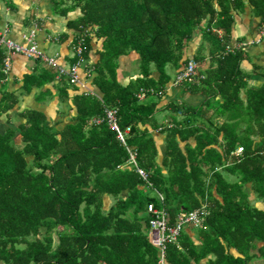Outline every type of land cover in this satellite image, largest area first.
Here are the masks:
<instances>
[{
    "label": "trees",
    "instance_id": "trees-1",
    "mask_svg": "<svg viewBox=\"0 0 264 264\" xmlns=\"http://www.w3.org/2000/svg\"><path fill=\"white\" fill-rule=\"evenodd\" d=\"M52 1L62 16L80 9L74 26L81 33L75 39L81 58L89 52L90 36L103 39L96 67L103 96L78 98L76 122L61 131L31 111L17 129L0 133V264H156L161 253L148 236L151 202L165 210L170 225L180 211L205 205L202 225L195 231L185 227L176 243L165 247V264H264V82L248 87L242 50L229 46L245 4L264 29V0ZM7 6L14 9L9 0ZM198 32L213 66L199 67L186 86L206 91V104L166 105L174 126L161 129L164 175L155 142L140 126L157 110L158 101L150 97L166 90V65L206 59L201 48L184 56ZM131 51L140 55V77L118 88L104 73L113 72L117 58ZM4 57L0 46V80ZM183 69L171 86L182 83L175 84ZM142 93L150 100L140 101ZM15 102L0 91V116ZM104 108L117 109L119 127H130L125 145L106 120L87 125L103 118ZM127 147L135 151L145 181L135 166L117 168L128 160ZM148 191H158L163 202ZM104 197L112 200L107 211ZM60 227L54 241L52 232Z\"/></svg>",
    "mask_w": 264,
    "mask_h": 264
},
{
    "label": "crops",
    "instance_id": "crops-1",
    "mask_svg": "<svg viewBox=\"0 0 264 264\" xmlns=\"http://www.w3.org/2000/svg\"><path fill=\"white\" fill-rule=\"evenodd\" d=\"M9 1L13 4V10L7 6V0H0V30L5 31L8 39L25 44L24 38L32 34L33 41L40 53L56 57L59 66L68 67L73 63L75 39L81 34L80 30L74 26V21L80 17L79 8L62 16L54 11L52 0ZM87 30L89 31L90 28H86L84 31ZM90 37L92 39H90L89 52L80 61L76 83H69L64 79H50L49 77L52 75L54 77L55 69L39 59L27 58L23 55H17L11 59L10 72L0 80V91L11 93L16 102L11 110L0 116L1 134L8 128L17 129L21 123L25 122L23 115L31 111L44 114L49 126L61 131L65 126L76 122L75 117L79 115L76 106L78 98L94 96L99 99L103 96L99 89L96 68L100 60L103 39ZM202 37L201 32L196 34L185 49L184 56L186 58L195 56L197 49L201 48L206 59L199 63L198 69L200 67L203 71L213 66V58L210 57L208 43H202ZM229 46L232 47V50H242L243 60L240 67L248 75V87L261 86L264 82V29L260 26L259 18L254 16L248 4H245L242 12L235 17ZM168 64L164 70L170 79L164 94L161 97L155 95L150 97V99L155 97L154 100L158 101L157 110L151 120L140 126V130H146V134L152 136L155 142L157 151L155 160L158 169L160 167L159 170L164 175L166 170L162 164L165 156V133L161 129L164 126H174V116L166 105L175 100L182 102L187 107H200L206 104L205 96L207 95L206 91L196 86H171V81L186 64L174 66L172 71ZM139 66L140 55L131 51L117 58L116 68L113 72L107 70L104 74L106 77H112L118 88H125L140 77ZM152 76L155 79L158 78L157 70H152ZM139 99L140 101L145 100V97H139ZM150 99L148 97L146 101ZM91 119L87 123L88 126L91 124ZM153 125H156L155 128ZM191 143L193 144V141ZM184 147L183 144L181 148L184 150ZM124 196L126 197V193ZM111 205L112 200L109 197H104L103 210L107 211ZM259 264L261 263L259 262Z\"/></svg>",
    "mask_w": 264,
    "mask_h": 264
},
{
    "label": "built area",
    "instance_id": "built-area-1",
    "mask_svg": "<svg viewBox=\"0 0 264 264\" xmlns=\"http://www.w3.org/2000/svg\"><path fill=\"white\" fill-rule=\"evenodd\" d=\"M33 35H29L24 38L25 44H20L8 39L6 37V33L3 30H0V46L5 50V57L2 63V71L5 75L10 72L11 69V59L17 55H23L27 58H39L44 60L49 65H55V61L53 58L44 57L37 49L33 41ZM75 54L78 57V60L75 64H73L70 69L58 68V77H65L69 83H76L78 81L77 69L79 67L81 61V48L80 46H75L74 48ZM197 63L193 59H189L184 66L183 72L181 75L176 77L175 84H178L183 81H190L196 75ZM106 120L108 127L114 132L116 139L125 145V137L130 132V127L127 126L125 128H120L117 122V109L113 108H104V117L103 118H95L93 119L94 124H98ZM128 151V160L126 164L132 165L136 167L135 162V151L130 148H126ZM237 153L241 152V148H237ZM136 171L138 175L145 181L147 174L144 170L136 167ZM148 187H151L150 184L147 183ZM152 188V187H151ZM155 190V189H153ZM156 201L159 203L163 202V196L157 191L154 192ZM146 211L148 215H150L149 223V240L150 243L157 247L160 251L159 260L156 264H165L164 260V251L165 247L169 244L176 243L178 237L182 229L187 226L197 227L202 223V217L204 216V210H193L191 212L180 213L177 216V220L174 224H168V219L166 216V212L163 209L156 208L152 202L147 205Z\"/></svg>",
    "mask_w": 264,
    "mask_h": 264
},
{
    "label": "clouds",
    "instance_id": "clouds-1",
    "mask_svg": "<svg viewBox=\"0 0 264 264\" xmlns=\"http://www.w3.org/2000/svg\"><path fill=\"white\" fill-rule=\"evenodd\" d=\"M42 54V53H41ZM44 57H46V58H53L54 59V61H55V65L53 66V65H49L47 62H45L44 60H41V59H39V58H35V59H39V60H41V61H43L47 66H49V67H52L53 69H55V75H54V79H57V80H65V81H67V79L65 78V77H58V68H64V69H70V67L73 65V64H75L76 62H73L72 64H70L68 67H64V66H59L58 64H57V62H56V57H54V56H46V55H44V54H42ZM75 56H76V54H75ZM33 59V58H32ZM198 65V64H197ZM197 69H198V67H197ZM95 118H99V117H95ZM95 118H92L91 119V124H94L93 123V119H95ZM129 134V133H128ZM127 134V135H128ZM127 135H126V137H127ZM125 137V138H126ZM128 148H130V147H128ZM130 149H132V148H130ZM127 150V149H126ZM237 151V150H236ZM127 153H128V151H127ZM131 168V165H128V164H123V165H120V166H118L117 168ZM143 170V169H142ZM145 184L147 185V183L145 182ZM151 185V184H150ZM148 187V186H147ZM152 187V186H151ZM148 187L149 189H151V190H153L154 188L152 187ZM154 193V192H153ZM201 209H203L204 210V216H205V214H206V211H205V205L204 206H202V207H200V208H196V209H193V210H201ZM193 210H190V211H180L179 213H178V215L180 214V213H186V212H191V211H193ZM204 216L202 217V222H203V220H204ZM202 225V223L199 225V226H197V227H194V226H190V225H187V226H185V227H188V228H192V229H196V228H199L200 226ZM184 227V228H185ZM183 228V229H184ZM183 229H182V231H183ZM181 231V232H182ZM181 234V233H180ZM174 244V243H173Z\"/></svg>",
    "mask_w": 264,
    "mask_h": 264
},
{
    "label": "rangeland",
    "instance_id": "rangeland-1",
    "mask_svg": "<svg viewBox=\"0 0 264 264\" xmlns=\"http://www.w3.org/2000/svg\"><path fill=\"white\" fill-rule=\"evenodd\" d=\"M168 66H170L169 68L171 69V71L174 69V66H172L171 64H168ZM172 75L174 76V74L172 73ZM186 82L187 81H183L181 84H178V86H181V85H186ZM144 95L143 94H140V98H142ZM143 101H146V100H143ZM145 103V102H144ZM212 105V104H211ZM215 119H218V118H215ZM165 124V123H164ZM148 193L150 194L151 192L150 191H148ZM106 203H107V201H105ZM107 205V204H106ZM64 229L63 228H58L56 231H53L52 232V237L54 238V241H55V239H56V233L58 234V233H60V232H62ZM193 231H195V229H192ZM254 264H259V262L256 260L255 262H254Z\"/></svg>",
    "mask_w": 264,
    "mask_h": 264
}]
</instances>
